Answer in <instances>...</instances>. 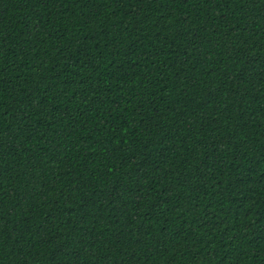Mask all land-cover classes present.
<instances>
[{
    "label": "trees",
    "instance_id": "1",
    "mask_svg": "<svg viewBox=\"0 0 264 264\" xmlns=\"http://www.w3.org/2000/svg\"><path fill=\"white\" fill-rule=\"evenodd\" d=\"M0 264H264V0H0Z\"/></svg>",
    "mask_w": 264,
    "mask_h": 264
}]
</instances>
